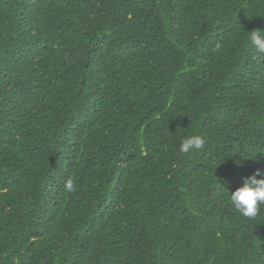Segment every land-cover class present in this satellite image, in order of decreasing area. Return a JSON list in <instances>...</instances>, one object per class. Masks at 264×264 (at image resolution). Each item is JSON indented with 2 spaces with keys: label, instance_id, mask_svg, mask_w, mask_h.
<instances>
[{
  "label": "trees",
  "instance_id": "1",
  "mask_svg": "<svg viewBox=\"0 0 264 264\" xmlns=\"http://www.w3.org/2000/svg\"><path fill=\"white\" fill-rule=\"evenodd\" d=\"M255 29L264 0H0V264H264L227 193L264 169Z\"/></svg>",
  "mask_w": 264,
  "mask_h": 264
},
{
  "label": "clouds",
  "instance_id": "2",
  "mask_svg": "<svg viewBox=\"0 0 264 264\" xmlns=\"http://www.w3.org/2000/svg\"><path fill=\"white\" fill-rule=\"evenodd\" d=\"M248 40L258 53L264 54V29L249 31ZM222 47L221 42H216L212 51L219 52ZM204 144L205 139L200 135L186 136L179 145V151L185 154L191 153L194 150L202 149ZM65 189L68 192L75 191V182L68 179L65 182ZM227 193L237 212L243 217L255 219L261 206L264 205V169L258 168L251 175L242 177L241 185Z\"/></svg>",
  "mask_w": 264,
  "mask_h": 264
}]
</instances>
